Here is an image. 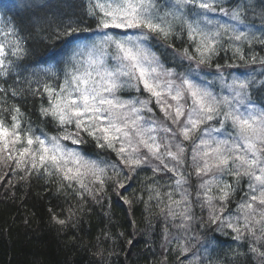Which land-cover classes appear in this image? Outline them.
Here are the masks:
<instances>
[{"label":"trees","instance_id":"1","mask_svg":"<svg viewBox=\"0 0 264 264\" xmlns=\"http://www.w3.org/2000/svg\"><path fill=\"white\" fill-rule=\"evenodd\" d=\"M204 1L210 42L125 0H0V264H264V139L231 142L232 116L264 120V0ZM137 32L143 76L107 43L114 76L80 83L100 39ZM232 77L254 109L194 103Z\"/></svg>","mask_w":264,"mask_h":264},{"label":"rangeland","instance_id":"2","mask_svg":"<svg viewBox=\"0 0 264 264\" xmlns=\"http://www.w3.org/2000/svg\"><path fill=\"white\" fill-rule=\"evenodd\" d=\"M125 2L127 17L133 22H136L139 16L141 18L139 20L146 19V21H150L152 25H158L160 29L166 31L168 34L172 33L173 29L184 28V26L191 30L192 24H197L200 27V34L203 35L201 36L205 37L203 40L208 42H210L216 35L215 32L211 33V29L215 28L209 30L204 29L205 26L209 27V24L213 21L208 16L211 13L205 7L207 2L204 0H173V8L170 3L164 0L163 3H161V5L166 3V8L164 10L156 7L153 0H151V3L150 0H125ZM149 5L153 8L151 14ZM195 12H201L199 20L197 19ZM124 13L125 11L122 12V14ZM254 14H257V10L245 11L241 9L237 12L236 16L238 15V17L241 18L242 16ZM241 22V30L243 31L245 38L254 39L261 34V26H252L249 22ZM142 37L143 36L137 32L133 36H121L116 41L100 39L98 47L90 49L85 54L87 59L85 63L86 68L85 72H81L78 76L80 83L88 84L89 82V85H91L92 88L94 85H99L100 82L107 84L111 80V77L114 76L115 70L112 71L106 67L107 43L115 46L113 49L115 55L122 57L116 60L117 65H119L116 69V73L128 72L130 71L129 69H132L137 71L138 76H143V70L151 68L152 62L148 59L149 52L143 45ZM82 79L84 82H82ZM96 79L97 84H94ZM149 85L152 87L151 83H149ZM243 86V80L238 78L232 77L231 81L221 80L220 83L217 84L216 94H210V92L199 93V96L195 99L194 103L201 102L207 105V107L213 105L224 106V108H226V106H228L226 108L228 113L237 112L241 109V106H252V109H254V105L250 103L247 104L243 97V95H245L243 94ZM87 90L88 88L84 89L85 93H87ZM167 96L173 97L174 95L169 93ZM177 97L180 99L184 98L182 96ZM230 101L234 103V106H229ZM194 103L192 104L194 107H192L190 111L194 108L193 113L198 114L201 109L200 106L202 105H194ZM118 107H126V112L128 106H115V108ZM249 111V113L247 111L242 117L238 116L235 118L232 116L234 118V131L236 133L232 135L231 142L233 141L237 144L244 143L245 145L248 144L251 146L254 142L257 143L259 140L264 139V120L261 119L263 115L251 109H249ZM133 130L138 133L140 126L136 124ZM55 148L61 149L58 145H56Z\"/></svg>","mask_w":264,"mask_h":264}]
</instances>
